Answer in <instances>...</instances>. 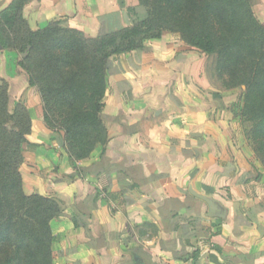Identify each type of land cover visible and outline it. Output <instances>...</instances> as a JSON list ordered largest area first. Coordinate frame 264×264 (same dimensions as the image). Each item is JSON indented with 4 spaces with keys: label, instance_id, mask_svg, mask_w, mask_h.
Masks as SVG:
<instances>
[{
    "label": "crops",
    "instance_id": "0c3cea01",
    "mask_svg": "<svg viewBox=\"0 0 264 264\" xmlns=\"http://www.w3.org/2000/svg\"><path fill=\"white\" fill-rule=\"evenodd\" d=\"M137 4L31 0L26 16L36 28L59 21L97 36ZM108 73V140L86 158L70 155L32 100L20 171L27 194L62 204L52 264H264V164L205 54L165 32L114 56Z\"/></svg>",
    "mask_w": 264,
    "mask_h": 264
},
{
    "label": "trees",
    "instance_id": "16d2710c",
    "mask_svg": "<svg viewBox=\"0 0 264 264\" xmlns=\"http://www.w3.org/2000/svg\"><path fill=\"white\" fill-rule=\"evenodd\" d=\"M17 1L0 11V46H22L27 52L19 65L41 95L44 123L64 136L73 158L88 157L108 140L102 111L110 58L141 49L145 38H160L165 31L179 32L186 43L207 54L218 53L225 85L246 86L242 114L255 122L264 152V25L251 0H139L148 16L118 32L87 37L55 21L27 29L23 39L11 32L16 21L12 11L22 4ZM0 102V264H52L51 221L62 212L60 201L25 192L20 166L30 142L23 129L6 133L14 115L8 114L1 86Z\"/></svg>",
    "mask_w": 264,
    "mask_h": 264
},
{
    "label": "rangeland",
    "instance_id": "374dc122",
    "mask_svg": "<svg viewBox=\"0 0 264 264\" xmlns=\"http://www.w3.org/2000/svg\"><path fill=\"white\" fill-rule=\"evenodd\" d=\"M30 1L31 0H18L17 4L22 3L20 6V10L12 11L13 15H16L15 16L16 21L12 24L11 32L12 35L18 36V38H22V39L26 38L27 29L37 30L39 28H42V27L36 28L34 25L31 24V22L26 16V5ZM108 1L110 3H114V1L115 3H117V1H122L123 3L130 2V0H108ZM255 2L256 5H254ZM251 3L256 13V16L261 20V22L264 25V0H255V1L251 0ZM133 7H136V9H134ZM125 14L128 15L129 21L126 20ZM116 15H118L116 20L121 27L119 26V28H114L111 32L98 34L97 36H92V37L103 36L105 34L114 33L116 31L118 32V30L123 29V27L132 26L133 24L139 22L140 20L145 19L148 16V10L145 6L141 5L140 1L138 0L137 5L128 6L127 9L122 8L121 11H118ZM165 32H169V31H165ZM172 33L181 37V34L179 32H172ZM85 35L87 37H91L90 34L85 33ZM146 40H151V38L150 39L145 38V41ZM19 43H22V40H19ZM198 51L205 54L206 70L210 76L212 83L222 89L225 88L233 91L231 92L232 94H227L228 95L227 100L231 101V104L233 103L236 105V111L239 114L240 117L239 120L241 121L240 124H238V128L242 132L246 133V135H248L250 144L256 150L258 159L264 164V152L260 150V144L256 139L254 132L256 124L253 120H249L248 117L246 118L242 114L246 86L245 85L226 86L225 81L227 79V76L222 74L218 70V62L220 59V55L218 53L207 54L200 49H198ZM24 53L25 52H23L22 46L15 49L8 47L5 48L3 46H0V86L7 93L8 114L14 115V119L9 118V116H8L9 119L7 118L8 121L7 124L5 125V130L8 135H16L18 130L21 129L26 131L27 136L30 134L31 126L29 122L31 120V125H32V118L35 113L34 107H37V111H38V106H36L32 100L37 95L38 98H40L41 100V95L37 92L36 88L30 86L29 84L28 73L23 69L21 65H19V61L24 56ZM113 57L114 56H112L110 60ZM22 70L24 71L26 78L23 77ZM233 99H235V102H233ZM39 103L42 108V119H44V108H43L44 104L42 100ZM29 106H31V108H29ZM0 114H1V108H0ZM60 205L62 208L61 203Z\"/></svg>",
    "mask_w": 264,
    "mask_h": 264
},
{
    "label": "water",
    "instance_id": "95a60500",
    "mask_svg": "<svg viewBox=\"0 0 264 264\" xmlns=\"http://www.w3.org/2000/svg\"><path fill=\"white\" fill-rule=\"evenodd\" d=\"M125 17H126V20L129 21V18H128V15L127 14H125ZM26 54H27V52L24 53V55H26ZM207 201L210 203L211 210L213 212H215L216 205L214 204V202L212 200H210V199H207Z\"/></svg>",
    "mask_w": 264,
    "mask_h": 264
},
{
    "label": "built area",
    "instance_id": "2783aa9c",
    "mask_svg": "<svg viewBox=\"0 0 264 264\" xmlns=\"http://www.w3.org/2000/svg\"><path fill=\"white\" fill-rule=\"evenodd\" d=\"M183 264H193V263L185 262V263H183Z\"/></svg>",
    "mask_w": 264,
    "mask_h": 264
}]
</instances>
